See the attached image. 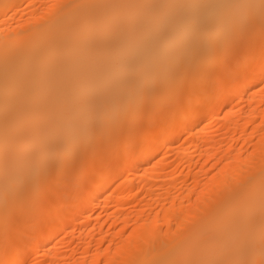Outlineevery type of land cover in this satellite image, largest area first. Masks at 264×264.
<instances>
[{
	"label": "bare ground",
	"instance_id": "obj_1",
	"mask_svg": "<svg viewBox=\"0 0 264 264\" xmlns=\"http://www.w3.org/2000/svg\"><path fill=\"white\" fill-rule=\"evenodd\" d=\"M262 81L264 0H0V264H264Z\"/></svg>",
	"mask_w": 264,
	"mask_h": 264
},
{
	"label": "rangeland",
	"instance_id": "obj_2",
	"mask_svg": "<svg viewBox=\"0 0 264 264\" xmlns=\"http://www.w3.org/2000/svg\"><path fill=\"white\" fill-rule=\"evenodd\" d=\"M49 1V0H48ZM26 4V3H25ZM24 4V5H25ZM259 86H264V81H262L261 83H260V85ZM169 101H171V99L169 100ZM168 102V101H167ZM170 102H168V104H169ZM167 105V104H166ZM165 105V106H166ZM165 106H164V108H165ZM162 110H164V109H162ZM165 112H166V110H164V111H161V110H157V109H153V111L151 112L152 114V118H153V120H151L150 122H146L147 123V128H148V130H151V129H153L155 126H156V124H158V122L161 120V119H163L164 117H162V115L163 116H166L165 115ZM167 113V112H166ZM149 119V118H148ZM217 126H218V124H214V127H216V129H217ZM186 142V140L184 139V137H182V138H179L178 140H177V144H179V145H181L182 143L184 144ZM178 150V148L176 147V146H171V147H169V148H167V149H164V150H162L161 152H160V156H170L171 158H175V154H176V151ZM194 154H197V153H194ZM202 177H204V176H202ZM111 199L112 198H110V196L108 195V196H104L103 198H102V200H101V202L94 208V213H93V216H94V220H95V217H97V216H99V218H100V221L99 222H103V223H105L104 224V233L105 234H107V230H108V232H109V229H110V223L112 222V218H111V216L109 215V211L106 209V208H108V207H110V205H111ZM46 199L45 198H41L40 199V202H41V205L42 206H45V204H46ZM43 211H46V210H43ZM35 216V213H33V215H32V220L30 221V226H32V224L34 223V219L35 218H33ZM83 219V217L80 219V220H82ZM94 222H97L96 220L94 221ZM109 229H108V228ZM70 229V231H69V234L70 235H68L67 236V238L68 239H72V238H76V239H74L76 242L74 243V244H76L77 242H78V234H79V232H80V225L79 224H74V225H71L70 227H69ZM103 233V234H104ZM73 235V237L71 238V236ZM62 237H63V235H62ZM61 241H62V238L60 239V241L57 243V244H62L61 243ZM74 244H73V247H74ZM107 245V244H106ZM75 246H77V245H75ZM95 247H97L96 245H94L93 246V248H94V250H95ZM103 247H105V244L103 245ZM74 248H78V251L76 252L78 255L82 252L81 250V247H80V249H79V247H74ZM76 254V255H77ZM41 263H39V264H47L46 262H44V261H40ZM99 264H104V259L102 258L101 260H100V262H99Z\"/></svg>",
	"mask_w": 264,
	"mask_h": 264
}]
</instances>
